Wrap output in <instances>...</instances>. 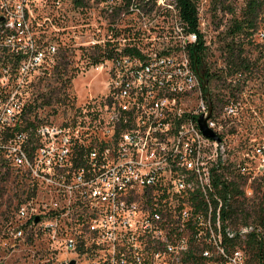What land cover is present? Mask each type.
I'll list each match as a JSON object with an SVG mask.
<instances>
[{"label":"built area","instance_id":"obj_1","mask_svg":"<svg viewBox=\"0 0 264 264\" xmlns=\"http://www.w3.org/2000/svg\"><path fill=\"white\" fill-rule=\"evenodd\" d=\"M99 2L115 5L112 28L104 27ZM196 4L194 30L179 0H142L138 7H129V0H0V173L16 171L29 187L58 177L77 209L58 228L70 211L47 219L29 199L19 209L24 221L16 239L27 236L28 224L31 233L52 234L53 252L71 256L59 264H189L196 193H207L209 201L221 199L230 228L229 238L215 234L214 251H204L209 264H224V257L247 264L251 241L263 244L264 264V224L232 230L242 208L231 210L220 192L227 176L249 188L246 200L264 186V135L250 139L255 123L249 121L264 100V30L251 27L255 42L248 43L235 31L227 42L235 51L223 42L218 70L208 71L204 58L194 56L197 46L206 51L211 44L203 7ZM72 55L78 67L106 73L109 89L72 103L62 125L52 126L39 117L30 92L61 73ZM141 68H149V77H141ZM167 80H174V89H167ZM208 97L207 125L220 141L204 139L199 126L209 113ZM232 139L240 145L232 146ZM198 157L209 165L215 192L196 186ZM228 161H237V169L224 173ZM202 227L206 239L213 228L206 210Z\"/></svg>","mask_w":264,"mask_h":264},{"label":"rangeland","instance_id":"obj_2","mask_svg":"<svg viewBox=\"0 0 264 264\" xmlns=\"http://www.w3.org/2000/svg\"><path fill=\"white\" fill-rule=\"evenodd\" d=\"M141 1L137 0L138 6H140ZM195 1L200 3V7H203L208 22L206 36L211 42L205 51L203 69L215 72L219 65L217 62L219 49L223 46V42L230 41L226 32L221 31V27L236 19H242L247 0H228L224 3H220L219 0ZM99 11L104 27L111 28L117 21L115 5L99 2ZM69 16L74 17L73 12L69 11ZM96 21L99 22V18L91 20V29ZM257 28L264 30V12L257 21ZM69 35L65 34V39L68 41L71 39ZM83 36H89V33L83 31ZM246 37L247 35L238 34L241 43L249 42L248 37ZM68 58L70 62L61 73L36 85L30 92L32 101L41 108L39 117L44 122L56 127L62 125L64 109L69 115L72 103V107H74L78 103H85L91 96L103 95L107 93L110 85V79L106 73L91 71L89 67H84L86 70L82 69V66L78 67L76 55ZM67 79L69 81L65 82ZM262 103L263 106L259 107L261 109L258 110V116L255 119L248 117L251 119L249 120L251 123H255L250 132V139L264 135V123H261V121L264 122V100ZM254 134L256 135L253 136ZM237 139L236 141L231 140V143L235 141L231 144L232 146L240 145L238 144L240 141ZM22 183H26V180L16 171H10L7 174L5 171L0 173V264H44L48 260L52 261L51 264H59L70 259L71 256L66 255L63 251L53 252L50 243L52 234L37 233V229L31 233L32 228L28 224L25 226V232L28 233L26 237L16 239V235L24 221L19 220V209L29 199L33 200V206L39 211V214L46 213L47 219H51L57 213L70 211L68 217L58 222V228L64 223H69L73 214L77 212V209H73L72 194L69 193L67 187L62 184L58 177L50 178V181L40 183L38 187H29ZM245 190L249 191V188ZM263 195L264 186L260 184L258 192L253 197L242 201L245 205L240 203L242 213H250L251 215L248 221L251 222L256 217L253 202L259 204L264 199ZM242 220L244 222V216ZM51 221L56 222L55 219Z\"/></svg>","mask_w":264,"mask_h":264},{"label":"bare ground","instance_id":"obj_3","mask_svg":"<svg viewBox=\"0 0 264 264\" xmlns=\"http://www.w3.org/2000/svg\"><path fill=\"white\" fill-rule=\"evenodd\" d=\"M137 3L139 2H134L129 7H138ZM169 5H177V0H169ZM168 15L175 16V9H168ZM248 36L249 42H255V32L249 31ZM141 77H149V68H141ZM167 89H174V80H167ZM157 111H164V104H157ZM204 139L212 138L204 135ZM235 169H237V161L225 162L224 173H231ZM194 170H199V175H196V186L201 187L203 191L215 192V185H212L209 180L211 170H209V165H205V157L194 159ZM237 179L234 176H227V185ZM239 189L242 190L240 184ZM227 199H229V203L232 202L233 199L230 193L227 195ZM196 201H198V209L192 213V230L195 235H193L192 243H190L189 264H209L205 258V252L214 251V241L211 240H213L215 234H219L222 238H229L230 228L225 223L224 215H222L221 199H217V196H210L209 201L207 193H196ZM204 210H206V213H211L213 224V228L206 229V239L204 227H202ZM242 228H244V225L232 223V230H241ZM224 264H231V257H224Z\"/></svg>","mask_w":264,"mask_h":264},{"label":"trees","instance_id":"obj_4","mask_svg":"<svg viewBox=\"0 0 264 264\" xmlns=\"http://www.w3.org/2000/svg\"><path fill=\"white\" fill-rule=\"evenodd\" d=\"M220 3L227 2L228 0H219ZM134 2H137V0H129V6L133 4ZM179 5L181 9V15L183 19L188 22L194 30L197 29V4L195 0H179ZM264 12V0H247L246 7L244 10V14L242 19H236L234 21V26L230 27L227 31V37L231 36L235 33V31H238V34L247 35L249 37V31L251 27H257V21L260 18V15ZM246 37V38H247ZM226 43L225 47L230 49V45ZM233 48V49H232ZM229 51L234 52L235 48L232 47ZM205 48L203 45L197 46V48L194 50V56L200 55L199 59L204 58V50ZM231 57H234L233 55ZM240 57V56H239ZM238 57H236L237 59ZM235 60V58H232ZM67 79L65 82H68ZM37 121V119L35 120ZM35 125V122H29L26 124V126ZM240 180L239 178L234 181L233 183L229 184L224 187L223 191L220 190L221 194L226 193L227 195L230 193L232 195V202L230 203V209L231 210H239L240 209V203L244 200H246L245 191L242 187V190L239 189ZM258 191H256L257 193ZM255 193V194H256ZM264 196V195H263ZM242 205H245L244 202H242ZM254 212L256 213V217L253 221H248L251 218L250 213H241L234 217V222L237 224H242L244 226H248L250 224H264V199L261 200L259 204H255L253 202ZM245 210V209H244ZM243 216H244V222H243ZM242 222V223H241ZM249 250H250V259L247 264H262V254H263V244L261 242L256 243V241L249 242Z\"/></svg>","mask_w":264,"mask_h":264},{"label":"water","instance_id":"obj_5","mask_svg":"<svg viewBox=\"0 0 264 264\" xmlns=\"http://www.w3.org/2000/svg\"><path fill=\"white\" fill-rule=\"evenodd\" d=\"M208 103H209V113L207 116H204V115L201 116V118L199 119V126L206 137L220 141L218 136H216L214 132L208 128V125H207V120L211 117L212 110H213L212 103L209 97H208ZM38 221L39 219L36 220V222ZM71 264H76V261H72Z\"/></svg>","mask_w":264,"mask_h":264}]
</instances>
